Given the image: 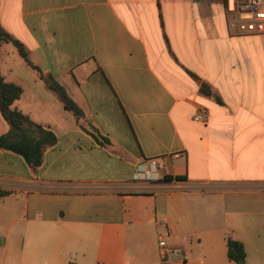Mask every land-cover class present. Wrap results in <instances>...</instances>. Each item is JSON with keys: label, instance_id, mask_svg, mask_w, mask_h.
Listing matches in <instances>:
<instances>
[{"label": "crops", "instance_id": "0c3cea01", "mask_svg": "<svg viewBox=\"0 0 264 264\" xmlns=\"http://www.w3.org/2000/svg\"><path fill=\"white\" fill-rule=\"evenodd\" d=\"M231 7L0 0L31 63L0 45L11 107L56 137L36 170L0 149V264H235L227 238L264 264V35L229 30ZM152 160L158 179L133 180Z\"/></svg>", "mask_w": 264, "mask_h": 264}, {"label": "trees", "instance_id": "16d2710c", "mask_svg": "<svg viewBox=\"0 0 264 264\" xmlns=\"http://www.w3.org/2000/svg\"><path fill=\"white\" fill-rule=\"evenodd\" d=\"M2 43H11L16 48L18 55L31 65L23 45L0 26V45ZM55 88L63 108L78 120L81 117L79 108L61 87L55 86ZM201 93L207 96L211 95L206 85L202 86ZM20 94L19 86L5 83L0 76V114L10 127L6 134L0 135V149L21 157L29 168L36 170L41 165L44 150L55 144L56 137L50 130L34 123L26 115L11 107ZM176 179L182 180L181 178ZM8 194L9 191L0 189V198ZM226 256L235 264L243 263L245 254L242 244L227 238Z\"/></svg>", "mask_w": 264, "mask_h": 264}, {"label": "built area", "instance_id": "2783aa9c", "mask_svg": "<svg viewBox=\"0 0 264 264\" xmlns=\"http://www.w3.org/2000/svg\"><path fill=\"white\" fill-rule=\"evenodd\" d=\"M233 17L228 21V29L238 35H264V0H231ZM201 114H195L192 118L195 122H203ZM163 168L160 160H152L144 165H139L133 173V180H156ZM163 236L169 234V229L163 227ZM158 244L164 247L162 237Z\"/></svg>", "mask_w": 264, "mask_h": 264}, {"label": "rangeland", "instance_id": "374dc122", "mask_svg": "<svg viewBox=\"0 0 264 264\" xmlns=\"http://www.w3.org/2000/svg\"><path fill=\"white\" fill-rule=\"evenodd\" d=\"M156 237L154 236V239H155ZM162 240H163V238H162ZM163 242H164V240H163ZM164 244H165V242H164Z\"/></svg>", "mask_w": 264, "mask_h": 264}, {"label": "water", "instance_id": "95a60500", "mask_svg": "<svg viewBox=\"0 0 264 264\" xmlns=\"http://www.w3.org/2000/svg\"><path fill=\"white\" fill-rule=\"evenodd\" d=\"M240 264H243V263H240Z\"/></svg>", "mask_w": 264, "mask_h": 264}]
</instances>
